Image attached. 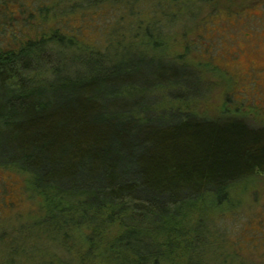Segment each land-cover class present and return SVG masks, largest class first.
Returning a JSON list of instances; mask_svg holds the SVG:
<instances>
[{
	"label": "trees",
	"instance_id": "obj_1",
	"mask_svg": "<svg viewBox=\"0 0 264 264\" xmlns=\"http://www.w3.org/2000/svg\"><path fill=\"white\" fill-rule=\"evenodd\" d=\"M35 1L0 0V171L25 176L38 206L32 228L90 264H211L213 217L233 213L264 177V127L193 109L206 81L163 52L157 31L195 2L163 1L177 10L154 13L141 49L110 51L108 38L82 43L59 21L22 37L13 25L23 7L46 13L57 2ZM89 1L128 8L121 18L137 2ZM47 253L45 264L66 263Z\"/></svg>",
	"mask_w": 264,
	"mask_h": 264
},
{
	"label": "rangeland",
	"instance_id": "obj_2",
	"mask_svg": "<svg viewBox=\"0 0 264 264\" xmlns=\"http://www.w3.org/2000/svg\"><path fill=\"white\" fill-rule=\"evenodd\" d=\"M163 1L137 0L135 11L121 18L128 8L93 6L89 0H57L49 3L46 13L31 14L23 7L26 13L19 12L13 29L24 38L37 39L59 21L62 29L67 24L77 28L73 36L82 43L104 46L108 38L113 42L110 51L118 46L129 49L131 45L141 49L149 38L146 30L154 36V13L177 10ZM193 1V14H189L190 4L186 1L181 14H169L157 31L162 34L163 52L192 64L206 81L207 93L193 109L208 117L225 113L238 116L253 126L264 127V0ZM44 3L33 4L37 7ZM138 13L143 22L139 39ZM24 19L29 20L28 25L23 24ZM41 23L45 26L39 27ZM240 195L241 205L233 213L223 219L213 217V232L206 240L211 264H264V177L245 196L242 192ZM37 208L25 176L0 171V227L5 226L0 233V264H45L42 259L52 258L47 257L50 248L55 250L54 257L66 262L63 264H90L84 255L79 257L76 249H71L74 238L65 242L71 249L66 253L64 247H52V239L39 224L32 228ZM21 224L26 228L22 240L11 239L23 230ZM5 230L8 232L3 233Z\"/></svg>",
	"mask_w": 264,
	"mask_h": 264
}]
</instances>
